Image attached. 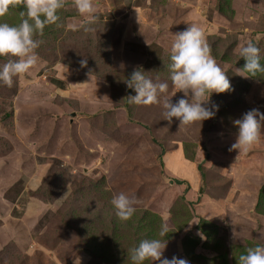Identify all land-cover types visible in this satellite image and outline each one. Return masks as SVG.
<instances>
[{"label":"rangeland","instance_id":"1","mask_svg":"<svg viewBox=\"0 0 264 264\" xmlns=\"http://www.w3.org/2000/svg\"><path fill=\"white\" fill-rule=\"evenodd\" d=\"M101 1L111 12L86 21L69 0L56 40L39 35L37 64L11 87L0 83V264H131L129 250L159 239L162 224L164 258L238 264L264 244V139L246 154L230 151L234 122L264 113V74L238 72L248 42L264 58V0ZM63 11L73 16L65 24ZM0 22L19 24L14 13ZM192 24L231 89L212 95L213 119L179 127L163 104L183 96L170 79L171 47ZM95 37L107 62L75 67L89 56L76 46ZM137 69L168 84L158 104L128 102ZM121 192L136 208L129 221L111 204Z\"/></svg>","mask_w":264,"mask_h":264},{"label":"clouds","instance_id":"2","mask_svg":"<svg viewBox=\"0 0 264 264\" xmlns=\"http://www.w3.org/2000/svg\"><path fill=\"white\" fill-rule=\"evenodd\" d=\"M74 3L82 16L90 20L94 18L93 0H74ZM9 4L10 0H0V17L8 13ZM64 6V0H24L25 11L21 15L27 18L17 26L0 22V57L7 58V62L0 65V83L11 87L15 77L27 74L37 64L39 57L36 49L42 41L34 37L42 36L46 26L58 24V12ZM85 31L94 29L86 26ZM174 37L169 64L170 79L177 92H182L183 96L175 103L164 101L165 120L171 123L175 118L179 121V127L191 126L196 122L202 124L213 119L218 111V106L208 107L212 95L228 92L231 89L230 81L213 57L206 34L200 27L192 24ZM240 56L246 61L243 69L238 70L247 74L242 76L254 78L264 74L260 49L254 43L248 42L240 50ZM80 63L81 67H87V59ZM146 73L141 69L134 70L126 80L127 88L136 93L127 97L130 104H158L160 94L167 92V83H154ZM234 124L238 133L230 151H237L238 156L248 153L264 139V113L258 109L248 111ZM111 204L121 221H129L136 212L134 201L123 192L114 195ZM168 231L167 225L162 224L159 239L141 240L138 246L130 249L131 264H145L146 261H152L153 264H188L187 260L175 256L164 258L167 247V239L164 238ZM74 264H81L79 257L74 260ZM238 264H264V244L247 248L239 255Z\"/></svg>","mask_w":264,"mask_h":264},{"label":"trees","instance_id":"3","mask_svg":"<svg viewBox=\"0 0 264 264\" xmlns=\"http://www.w3.org/2000/svg\"><path fill=\"white\" fill-rule=\"evenodd\" d=\"M65 6L60 9V10H63L67 3H64ZM222 10V9H221ZM25 11V7H24V0H10V4H9V10H8V13H14V15H16V18L19 22V24L21 23V21L27 17L25 16H22L21 13ZM63 17L61 18L65 24V21L68 19V18H71L73 16L69 15L68 13H66V11H63ZM18 23H16L15 25H19ZM60 24L61 23V20L58 21V24H53V25H48L45 27L44 29V37L42 38V41H49L51 38H54L56 40L58 34H61V29H60ZM76 34H78V32H75ZM39 35H36L34 38L39 40ZM93 40L90 39L88 40L86 43H80L79 45L76 46V51L75 53H78V52H86L87 55H89L87 58H80V59H76L77 61H74L72 64L77 67V68H81L83 70H87L88 66L91 65V66H94L93 65V60L94 61H98L99 59L100 60H104V62H107L106 59L108 57V49L107 50H103L102 47H105L102 42H99V40L95 37V44L93 46L92 44ZM93 48V49H90V48ZM103 51H102V50ZM104 57V58H103ZM83 59H87V67H81V60ZM5 62H7V58L3 59ZM244 64L246 63V61L244 60L243 61ZM261 63H264V58L261 59ZM244 64L241 66L242 68L244 67ZM259 75V74H258ZM256 76V77H259V76ZM254 77V78H256ZM253 78V77H251ZM3 84V83H2ZM200 170V168H199ZM262 192H261V198H262Z\"/></svg>","mask_w":264,"mask_h":264},{"label":"crops","instance_id":"4","mask_svg":"<svg viewBox=\"0 0 264 264\" xmlns=\"http://www.w3.org/2000/svg\"><path fill=\"white\" fill-rule=\"evenodd\" d=\"M71 1L74 2V0H71ZM98 1L99 0H97V1L93 0L94 7H95V12H94L93 16H95V15L96 16H102V12H105L104 14H109L112 9L105 5V4H107V1H105V2H103V1L98 2ZM68 2H69V0H67V2H65V3L69 4ZM131 18H133V15H131ZM84 19L85 20L87 19L86 21H90V19L88 17H84ZM186 178H187L186 181H188L190 184L196 182V174H194V172L191 173L190 176H188Z\"/></svg>","mask_w":264,"mask_h":264}]
</instances>
